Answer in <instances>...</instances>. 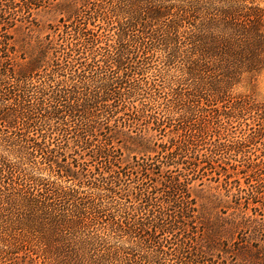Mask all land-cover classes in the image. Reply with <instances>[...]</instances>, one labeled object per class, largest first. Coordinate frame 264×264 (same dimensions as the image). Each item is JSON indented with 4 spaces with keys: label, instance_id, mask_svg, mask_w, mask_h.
Returning <instances> with one entry per match:
<instances>
[{
    "label": "trees",
    "instance_id": "trees-1",
    "mask_svg": "<svg viewBox=\"0 0 264 264\" xmlns=\"http://www.w3.org/2000/svg\"><path fill=\"white\" fill-rule=\"evenodd\" d=\"M243 1L0 0V264H264V203L206 182L264 135L211 123L264 110L228 95L264 67V8Z\"/></svg>",
    "mask_w": 264,
    "mask_h": 264
},
{
    "label": "rangeland",
    "instance_id": "rangeland-1",
    "mask_svg": "<svg viewBox=\"0 0 264 264\" xmlns=\"http://www.w3.org/2000/svg\"><path fill=\"white\" fill-rule=\"evenodd\" d=\"M251 4L254 6H260L264 8V0H246L243 1L242 4ZM52 9V8H50ZM59 13L55 10H40L37 14V17L40 19L43 25H46L47 23H53L55 22L58 17ZM264 28V27H263ZM228 95L232 97H247L252 100V102L264 106V67L255 76L248 78L247 76H244L243 80H241L239 83H237L228 93ZM231 99L229 98L228 101L225 102V108H230ZM211 103H215L211 102ZM239 115L237 118H233L232 120H227L225 118H222L221 120L214 119L213 127H222V134L224 136V140H234L239 139L243 137V132L245 130L251 131L254 128L262 127L264 130V110L263 111H250L249 109H246L242 111V113H238ZM245 149L248 151L245 153V155L240 154H234V153H225L224 157H221L222 159L218 160L215 165L218 164L220 166H231L235 167L239 170L233 177L229 179V182H225L223 180V176L220 180L215 181H209L208 184L212 187H218V189H213L212 191L216 194L221 193L224 198L226 199H232L233 198V192H238L242 196V202H244V206H246L248 203H250V207L253 208L254 204L253 202H256V204L262 202L264 203V183L263 186L260 187V194L256 195H250L249 193V187L247 186V182H254L251 180L249 176V172L241 171V169H246L247 167L245 165H250L251 162H255L258 164L259 172H263L261 176L264 177V135L262 137H257L254 143H246ZM250 162V163H249ZM228 164V165H227ZM218 166V167H220ZM250 168V167H249ZM248 168V169H249ZM212 169L209 168L208 171ZM211 171L209 177L215 176ZM264 182V181H263ZM206 184L205 187L209 191V185ZM229 190L226 192V188ZM238 188H240L238 190ZM228 194V195H226ZM229 197V198H228ZM233 200V199H232ZM250 219L253 226H260L261 232L258 231V238H260V241H251L249 239L250 243L252 245H263L264 246V208L256 211H249ZM253 212H256V214H253ZM231 212L226 211L225 213H221L222 216H230ZM257 229L258 226H257ZM251 230H248V228H244L240 231L239 238L243 236V240H245V237L248 236V233L250 234ZM251 234H253L251 232ZM242 238V237H241ZM256 238V237H255ZM114 242V240H112ZM259 242V243H258ZM114 244V243H113ZM113 246V245H112ZM223 257L227 258V261L224 262H217L216 264H249V263H243L238 260H232L231 257H226L225 254Z\"/></svg>",
    "mask_w": 264,
    "mask_h": 264
}]
</instances>
